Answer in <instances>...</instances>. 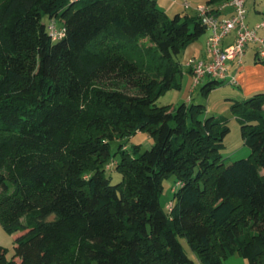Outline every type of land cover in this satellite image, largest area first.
Listing matches in <instances>:
<instances>
[{"label":"trees","instance_id":"16d2710c","mask_svg":"<svg viewBox=\"0 0 264 264\" xmlns=\"http://www.w3.org/2000/svg\"><path fill=\"white\" fill-rule=\"evenodd\" d=\"M206 30L158 0H0V222L17 235L0 264H264V90L232 103L251 153L231 162L228 117L157 104Z\"/></svg>","mask_w":264,"mask_h":264},{"label":"built area","instance_id":"2783aa9c","mask_svg":"<svg viewBox=\"0 0 264 264\" xmlns=\"http://www.w3.org/2000/svg\"><path fill=\"white\" fill-rule=\"evenodd\" d=\"M246 0H223L218 5L202 4L197 7L202 16L203 23L210 30L206 43L208 59L190 58L188 66L191 68L195 85L201 83L206 77L226 80L229 76V62H243L247 47L255 42L259 45L258 58L264 60V36L258 34V29L264 27V23L254 27L246 23ZM186 7L190 5L185 4ZM231 9L232 13L220 17L217 12ZM51 33L55 39L64 35V28L55 24L50 25ZM235 33L234 40L228 44L226 38Z\"/></svg>","mask_w":264,"mask_h":264},{"label":"rangeland","instance_id":"374dc122","mask_svg":"<svg viewBox=\"0 0 264 264\" xmlns=\"http://www.w3.org/2000/svg\"><path fill=\"white\" fill-rule=\"evenodd\" d=\"M182 1H184V0H179V2H182ZM189 1H192V0H189ZM158 3H159L160 7L164 8L166 10H167L168 5H171L170 2H168L166 0H158ZM176 6L179 7V10L182 8L180 6V4H178ZM251 6H252V4L248 3V7H251ZM263 7H264V1H263ZM167 11L169 12V14L171 16H173L177 12L176 10H167ZM192 11H193L192 9H186L185 6L182 10H180V12H189V13H192ZM44 21L48 23L49 18L45 17ZM208 32H210V30L207 29L206 32L204 33V35H202L203 36L202 39H204L205 35L207 36V34H209ZM203 80L204 81L206 80V82L204 84H202L197 90H195V92L193 94L192 93L190 94V96L193 99L186 101L185 95H186V90H187V85H188V78L185 77V74H184L181 87L169 89L166 92L162 93L157 99V104L158 105L172 104L173 106L178 107L183 102H187V103L203 102V103H205L207 106L208 113H210L211 115L212 114L223 115V116H226L229 118V125L231 127V131L225 139L226 147L223 151V154H224L225 158H227V161L231 162V161H235L237 159L248 157L251 153V149L249 146H247L244 143V140L242 138L241 123L237 119L236 115L233 113L231 107H229V106H231V105H229V103L231 101H234L237 99L238 100L245 99V97L241 98V97L233 96L234 93L239 92L240 86H236V85H233L232 83H230V79L225 80L223 82V84L219 85L220 87H217L211 93L210 100L208 101V99L206 98V95L203 92V86L206 83L212 81L213 78H211L210 76H206ZM240 95H241V93H240ZM203 98H204V100H203ZM221 101H222V104H220ZM224 105H226V108H224ZM213 106L214 107H216V106L220 107L218 109V112H214L213 110H211ZM215 111H217V110H215ZM133 143H141L143 150H144V149L150 148L153 145V139L149 136L148 133H142L141 132V133H138L132 137L130 145ZM116 147H117V145L114 144L113 148L116 149ZM263 170H264V168H263ZM113 176H114L115 181H118L121 178V176L116 171H113ZM178 186L179 185H178L177 178L175 175H172L169 178L165 179L164 190H163V193L161 195V203L166 209L170 206L171 201L174 199V192L176 189H178ZM16 236H17L16 234H12L10 231L6 230L3 227L2 223L0 222V245L8 248V256L9 257L14 253V242H15ZM181 240H182V243L185 246L189 256L192 259L197 261L198 256L195 252H193L191 250L188 241L185 238H181ZM230 264H232V263H230Z\"/></svg>","mask_w":264,"mask_h":264},{"label":"crops","instance_id":"0c3cea01","mask_svg":"<svg viewBox=\"0 0 264 264\" xmlns=\"http://www.w3.org/2000/svg\"><path fill=\"white\" fill-rule=\"evenodd\" d=\"M170 2L171 5H168L167 10H176L179 12L182 10L185 6L186 3H188L190 6L186 7V9H192V13L196 12L198 13L197 7L202 4H207V0H184L182 2H179V0H166ZM263 1L264 0H246L245 6L247 9V14H246V23L254 27L257 24L264 23V7H263ZM248 3H251L252 6L248 7ZM259 3V4H258ZM180 4L182 7L179 10V7L176 5ZM219 4V3H218ZM215 4V5H218ZM176 6V7H175ZM220 17L227 16L232 13L231 9H227L224 11L217 12ZM207 28V27H206ZM208 29V28H207ZM207 36H203L196 41L190 43L187 48L184 51L182 61H183V68H184V74L185 77L188 78V85H187V90H186V101L192 100L193 98L190 96V94L194 93L195 90H197L202 84L206 82V80H202L201 83L195 85L194 82V77L191 71V68L188 66V61L190 58H204L208 59L209 55L206 51V43L207 39L210 35V32H208ZM258 34L264 36V27H260L258 29ZM235 33H232L229 35L225 43L228 44L234 40ZM258 50H259V45L255 42H252L249 44L246 50V55L243 58L242 63H238L237 61H230L229 62V76L226 80L230 79V83L236 86H240L239 92L234 93L233 96L236 97H241V98H247L251 95H253L256 92L264 90V60H260L258 58ZM225 81V80H224ZM220 86H216L214 89H212L208 94L206 95V98L208 101L210 100V95L211 93ZM241 93V95H240ZM202 99V98H201ZM204 100V98H203ZM232 100V99H231ZM231 101L229 105L232 106ZM222 104V101L220 102ZM229 106V107H231ZM220 107H212L211 110L214 112H218V109ZM224 108H226V105H224ZM217 110V111H215ZM221 110V109H220ZM264 173V170H263ZM249 264L245 258L240 256L239 254H234L231 257H229L225 264Z\"/></svg>","mask_w":264,"mask_h":264}]
</instances>
